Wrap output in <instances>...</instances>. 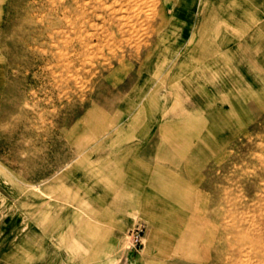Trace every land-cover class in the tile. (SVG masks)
I'll return each instance as SVG.
<instances>
[{
    "label": "rangeland",
    "instance_id": "obj_1",
    "mask_svg": "<svg viewBox=\"0 0 264 264\" xmlns=\"http://www.w3.org/2000/svg\"><path fill=\"white\" fill-rule=\"evenodd\" d=\"M244 1L0 0V264H264Z\"/></svg>",
    "mask_w": 264,
    "mask_h": 264
},
{
    "label": "crops",
    "instance_id": "obj_2",
    "mask_svg": "<svg viewBox=\"0 0 264 264\" xmlns=\"http://www.w3.org/2000/svg\"><path fill=\"white\" fill-rule=\"evenodd\" d=\"M244 5L260 7L258 13H264V0H245ZM258 23L260 32L258 33V37H264V21L259 19ZM261 31H263V33H261Z\"/></svg>",
    "mask_w": 264,
    "mask_h": 264
}]
</instances>
